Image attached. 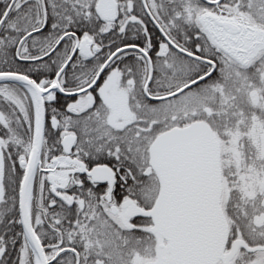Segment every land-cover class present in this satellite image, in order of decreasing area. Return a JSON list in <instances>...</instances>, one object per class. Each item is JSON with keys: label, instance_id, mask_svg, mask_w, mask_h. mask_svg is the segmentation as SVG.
<instances>
[{"label": "snow or ice", "instance_id": "1", "mask_svg": "<svg viewBox=\"0 0 264 264\" xmlns=\"http://www.w3.org/2000/svg\"><path fill=\"white\" fill-rule=\"evenodd\" d=\"M0 264H264V0H0Z\"/></svg>", "mask_w": 264, "mask_h": 264}]
</instances>
